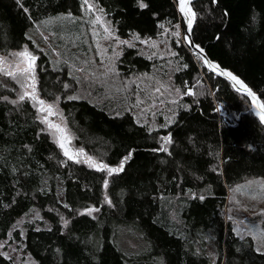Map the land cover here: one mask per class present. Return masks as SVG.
Masks as SVG:
<instances>
[{
  "label": "trees",
  "instance_id": "trees-1",
  "mask_svg": "<svg viewBox=\"0 0 264 264\" xmlns=\"http://www.w3.org/2000/svg\"><path fill=\"white\" fill-rule=\"evenodd\" d=\"M91 1L117 39L163 38L169 56L123 45L118 89L98 86L87 95L67 52L57 42L45 49L40 34L51 21L72 19L74 30L87 23L85 0H0V54L27 48L37 55L35 96L58 103L73 137L65 155L44 125L46 108L20 100L24 80L0 70V240L38 208L50 228L28 222L23 239L38 264H264L254 240L226 217L229 191L264 179V126L251 100L187 45L180 0H140L143 8L138 0ZM193 8V42L264 104V0H200ZM142 75L171 77L181 91L174 121L162 128L138 120L124 88ZM122 162L111 175L96 167ZM119 227L137 233L141 251L121 250ZM0 264L13 262L0 251Z\"/></svg>",
  "mask_w": 264,
  "mask_h": 264
},
{
  "label": "rangeland",
  "instance_id": "rangeland-1",
  "mask_svg": "<svg viewBox=\"0 0 264 264\" xmlns=\"http://www.w3.org/2000/svg\"><path fill=\"white\" fill-rule=\"evenodd\" d=\"M86 5L91 11L86 17L88 22L77 25V30L73 29L74 20L65 18L59 20V23L56 21L49 22L45 26L46 29H42L40 34L45 39V49L57 48L54 45L57 42L61 45V49L67 52L69 56L67 62L71 64L70 74L77 79L78 87L83 89L87 95L96 91L95 89L98 86H110L111 89L119 87L118 82L121 77L118 72L117 61L122 54L123 45L139 46L141 49L146 47L150 54L159 53L161 57L169 56L170 51L163 38L156 41L142 40L138 42L132 39H117L111 30L109 21L96 4L91 0H87ZM90 5L91 7H89ZM97 17L100 18L98 21ZM58 26L59 35H56L52 28ZM182 35L184 38V31H182ZM34 38L35 44L39 46L37 37ZM25 51L35 59L29 60L28 57L16 56L15 53L0 54V70L11 74H19L25 82L23 93L28 92L30 95L25 97L30 98L33 88L35 89L36 77H34V70L38 57L27 48L18 53ZM58 53L57 50L53 52L55 66L61 65L63 62V58ZM29 65H31L30 68ZM92 85L94 90L91 87ZM124 88L132 96V99L137 101V117L140 122L147 123L154 129H159L164 127L166 123L174 121L173 110L177 99L182 97V94L171 77L163 79L156 77V75L151 77L142 75L135 77L133 82L130 79L127 80ZM177 89H179V92ZM47 105L53 106L52 114L45 110L46 113L42 115L44 125L59 146L61 143L64 144L63 151L65 153L66 150L69 155L71 153L68 147L72 144L73 137L66 127L62 112L59 110L58 103L45 104V106ZM49 124L58 125L63 131H57L56 127L50 128ZM87 212L93 213V210ZM226 217L240 236H250L254 240L256 250L264 253V230L262 228L264 179L255 180L242 187L232 188L229 191ZM38 221L44 222V224L37 226L38 229L50 228V224L42 211L33 208L15 223L7 238L0 240V251L13 264H38L26 250L23 242L26 236V223ZM14 232H18L21 239H15ZM118 234L117 242L123 252H128L131 255L144 247L139 241L137 233L131 228L119 227Z\"/></svg>",
  "mask_w": 264,
  "mask_h": 264
},
{
  "label": "snow or ice",
  "instance_id": "snow-or-ice-1",
  "mask_svg": "<svg viewBox=\"0 0 264 264\" xmlns=\"http://www.w3.org/2000/svg\"><path fill=\"white\" fill-rule=\"evenodd\" d=\"M17 3H20V0H17ZM85 3H87V0H85ZM139 6L141 8L146 7L147 5H145L144 3L140 2V0H138ZM180 4H181V12H185L186 10V0H180ZM91 7V5L89 6ZM188 12L191 13V18L188 19V28L191 29L192 27V23H193V19L195 18V13L191 12V9H187ZM100 18L97 17V21ZM189 43H191V41H189ZM14 55L16 56H26L29 58V60H34L35 57H30L29 54L25 51L23 53H15ZM205 63L208 64L209 62L205 59ZM211 66V65H210ZM31 67V65H29V68ZM215 69V66H212ZM11 74V73H10ZM226 75H229L231 77L232 80H234L236 82V84H238L240 86V88L245 89V91L247 92V95L250 96L253 100V103L256 105V107L258 109H260V111L258 112V115L260 116L261 122L264 123V104L259 103V101L257 100V97L255 96V94L250 90L247 89L246 85L243 84L242 81H240L239 79H237V77L233 76L231 73H226ZM177 91L179 92V89H177ZM187 94H192L191 91H189ZM30 95L28 92L23 93L20 96V100H23L25 98V96ZM31 98L33 100H36L38 104H40L42 106V108H46V110L48 111L49 114H52V105H47L45 106L44 101L43 100H38V98L35 96V90L33 88V92L31 93ZM46 122V121H45ZM49 127H56L57 131H63L62 129L59 128L58 125L53 126L51 124H49ZM166 142L170 143L171 142V138L170 137H165L164 138ZM60 147L63 148L64 144L61 143ZM163 150H167V149H163ZM65 155H68V152L65 150ZM71 158V157H69ZM130 159L129 157H125V160ZM89 162L91 163V158H89ZM97 170H106L108 172L109 175L113 174V173H118L120 171H123V162L120 164V166L118 168H109L107 165H96ZM108 185V180H104V186L107 187ZM92 211V210H90Z\"/></svg>",
  "mask_w": 264,
  "mask_h": 264
},
{
  "label": "water",
  "instance_id": "water-1",
  "mask_svg": "<svg viewBox=\"0 0 264 264\" xmlns=\"http://www.w3.org/2000/svg\"><path fill=\"white\" fill-rule=\"evenodd\" d=\"M197 1L200 0H186V10L185 12H181L180 8H181V4L179 1V5H178V9H179V13L181 14V16L184 19V33H185V41L187 43V45L194 50L197 54H199L202 58V61L204 63V65L210 70V72L212 74H214L215 76H218L226 81H228L229 83H231L233 85V87L236 89L237 92H239L242 95L247 96L251 102H252V113L260 120V116L258 115V112L260 111V109H258L256 107V105L253 103V100L250 96L247 95V92L245 91V89L240 88V86L238 84H236V82L234 80L231 79V77L229 75H226V73H231L228 70H225L223 68H221L218 64L212 62L209 57L207 56V54L205 53V51L203 49H201L200 47H198L194 42H193V30L195 27V18L193 19V23H192V27L191 29L188 28V19L191 18V13L187 11V9H191V12H194V8H193V4L196 3ZM195 13V12H194ZM189 41H191V43H189ZM205 59L209 62L208 64L205 63ZM211 65V66H210ZM215 66V69L212 67ZM233 76H235L233 73H231ZM236 77V76H235ZM239 79V78H237ZM240 80V79H239ZM241 81V80H240ZM247 87V86H246ZM247 89H249L247 87ZM255 96L257 97V100L259 101V103H261L258 95L255 94ZM262 104V103H261ZM262 123V122H261ZM264 126V123H262Z\"/></svg>",
  "mask_w": 264,
  "mask_h": 264
}]
</instances>
